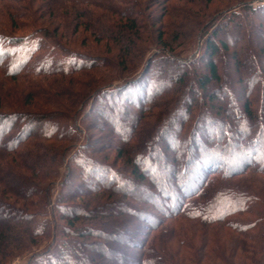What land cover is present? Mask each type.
Instances as JSON below:
<instances>
[{"label":"trees","instance_id":"1","mask_svg":"<svg viewBox=\"0 0 264 264\" xmlns=\"http://www.w3.org/2000/svg\"><path fill=\"white\" fill-rule=\"evenodd\" d=\"M229 1L187 62L205 0H0V264H264V4Z\"/></svg>","mask_w":264,"mask_h":264},{"label":"rangeland","instance_id":"2","mask_svg":"<svg viewBox=\"0 0 264 264\" xmlns=\"http://www.w3.org/2000/svg\"><path fill=\"white\" fill-rule=\"evenodd\" d=\"M205 2H206V0H205ZM230 2L231 1H229V0H213L212 4L211 3L208 4L206 2V5H205V8H203V11L206 12L207 17L204 20L206 22L207 21L211 22V24H210L211 26L209 25L210 26L209 27L208 24H206L204 29H202L201 32H198L195 35L194 43L190 47L189 52L186 55L187 62H190L193 59H197L199 57V55L201 54V52H203L205 39L208 36V34L212 33L213 28H214L213 26H215L216 22H218V20L219 21L222 20L223 17L227 16L228 15V11H231V10L233 11V10H239L240 9L241 6H239V5L231 8V9H228V8H230ZM248 3L251 4V5L258 6V5L264 4V0H249V1H246L245 4H248ZM212 13L215 16H213ZM212 16H213V18H211ZM213 19H215V21ZM195 20H196L195 17H193V18L190 17L189 19H187V23L185 24V26H190V27L193 26V24L196 22ZM185 26H183V28ZM183 28H181V29H183ZM79 36H82V35L80 34ZM83 36H85V35H83ZM83 36L81 38H83ZM74 39H75V37H74ZM78 40H80V43H81V39L78 38ZM88 43H89L90 47L88 49L84 48L85 50H89L90 52H93V53H94V51L98 52V53L104 52L103 50H101V49H103L102 47L97 46V45L95 47V44L93 43L92 39H90ZM80 48L83 49L82 47H80ZM226 57H228V56H225V55L223 56V61H222L223 66L221 68L222 69L224 68L225 74L229 78H231V75L233 73L232 72L229 73L227 71L229 66H230V64H229V61H228L229 58H226ZM226 60H227V62H226ZM229 69L231 70L232 68H229ZM92 75H93L92 71L77 74L76 76H74L72 82H73V84H75V86L77 85V83H81V85H79L80 86L79 88H84L82 83L90 81L92 79L91 78ZM65 80H66V82L68 81L67 79H65ZM43 84L46 85L45 83H43ZM26 91L27 90H25V92ZM238 95H240V94L238 93ZM27 101L31 102L32 100L30 99V97H27ZM41 104H42L41 108H49V106H50L45 101H41ZM29 106L27 107V105H26L25 108L26 107L27 108H33V107H29ZM87 133H88L89 137H90V134L95 136L94 140H95V142H97L96 146H99L100 148H102L104 146L102 140L101 141L99 140V137L106 136L108 134L107 131L93 129V130H90V132H89V130H87L86 134ZM88 135L86 136V138L88 137ZM104 141L106 143V142H108V139L105 138ZM82 142H84V141H82ZM54 144H56V143H54ZM99 154L102 155L103 157H105V159H107L108 162H111V163L115 164L119 169H121L120 171L123 172L124 167H125V165H124L125 163L122 160H119L118 155L116 157L115 154H112V155L106 157V153H104V154L99 153ZM54 190H55V195L53 196V200L50 201L51 204L54 203V200H55L57 194L60 191L58 183L56 184V187L54 188ZM10 198H12V196H10ZM126 207H127V205H126ZM140 223H141V230H142L141 236H144V232L148 228L147 225H149V224H147V222L145 220L143 221L142 219H140ZM112 239L110 240V243L109 242L107 243L108 247H109V250H110V251L109 250L106 251L108 256H110L111 258H119L121 256L125 257V258L133 257V255H130V254L127 255V254L132 252L133 242L135 241V239L134 240L132 238L126 239L125 236L124 237H121V236L116 237L115 236ZM51 248H52V244L50 242H43L41 244L33 246V248H31L30 250H27V248L24 249V250H20L18 252L19 254L17 256L13 257L12 259H9L5 264H30L33 260H35L39 256L46 255L47 252H49L51 250ZM110 264H113V263H110Z\"/></svg>","mask_w":264,"mask_h":264}]
</instances>
